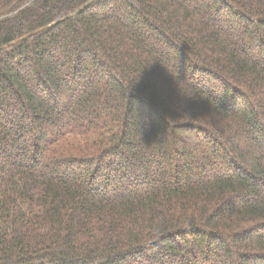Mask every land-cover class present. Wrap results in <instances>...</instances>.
Segmentation results:
<instances>
[{
    "label": "trees",
    "instance_id": "1",
    "mask_svg": "<svg viewBox=\"0 0 264 264\" xmlns=\"http://www.w3.org/2000/svg\"><path fill=\"white\" fill-rule=\"evenodd\" d=\"M0 264H264V0H0Z\"/></svg>",
    "mask_w": 264,
    "mask_h": 264
}]
</instances>
